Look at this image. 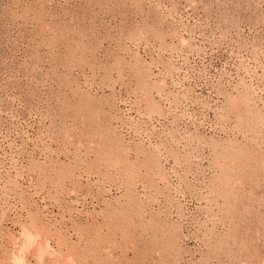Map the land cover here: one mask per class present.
I'll return each mask as SVG.
<instances>
[{"label": "rangeland", "instance_id": "rangeland-1", "mask_svg": "<svg viewBox=\"0 0 264 264\" xmlns=\"http://www.w3.org/2000/svg\"><path fill=\"white\" fill-rule=\"evenodd\" d=\"M261 122L264 0H0V264H264Z\"/></svg>", "mask_w": 264, "mask_h": 264}, {"label": "bare ground", "instance_id": "bare-ground-1", "mask_svg": "<svg viewBox=\"0 0 264 264\" xmlns=\"http://www.w3.org/2000/svg\"><path fill=\"white\" fill-rule=\"evenodd\" d=\"M136 68H137V67H136ZM135 70H136V69H135ZM139 70H140V69H139ZM139 70H138V72H140ZM141 71H144V70H141ZM138 72H137V73H138ZM137 73H136V74H137ZM144 73H145V72H143V73H141V74H144ZM145 74H146V73H145ZM137 75L139 76L140 74H137ZM140 76H141V75H140ZM147 76H148V75H147ZM144 77H145V76H144ZM144 77H143V78H144ZM137 78H138V77H137ZM140 78H141V77H139V80H140ZM141 80H143V79L141 78ZM144 80H145V79H144ZM146 80H147V79H146ZM147 81H148V80H147ZM147 81H145L144 83L146 84ZM139 82L141 83L142 81H139ZM139 82H138V83H139ZM148 82H149V81H148ZM142 83H143V82H142ZM149 83H150V82H149ZM141 85H142V84H141ZM144 87H145V85H144ZM146 88H147V87L144 88L145 91H148V90H146ZM148 88H149V87H148ZM149 90H150V89H149ZM80 99H82V98H80ZM82 100H83V99H82ZM248 101H249V100H248ZM80 102H81V101H80ZM249 102H250V101H249ZM82 103H83V101H82ZM246 104H247V103H245V106H246ZM154 105H155V104H154ZM151 106H152V105H151ZM254 106H255V104L253 105L252 103H248V105H247V114H245V115H246L245 118L247 119V121H248L249 118H251V116L253 117L252 114H255V113H253V112H254V111H253V110H254ZM156 107H159V106H156ZM156 107H154V109H155ZM151 109H152V108H151ZM158 109H159V108H158ZM156 110H157V109H156ZM159 110H160V109H159ZM156 112H157V111H156ZM161 112H162V111H161ZM256 112H257V111H256ZM159 114H160V113H159ZM256 117H258V116H256ZM256 117H255V118H256ZM241 118H242V117H241ZM259 118H260V117H259ZM246 119H245V122L247 123ZM243 120H244V119H243ZM249 120H250V119H249ZM255 120H257V119H255ZM239 121H240V120H239ZM258 121H259V120H258ZM261 121H262V120H261ZM240 122H241V121H240ZM255 123H256V122H255ZM261 123H262V124H261V126H262V125L264 124V122H261ZM248 124H249V123H248ZM248 124H247V125H248ZM252 124H253V122H252ZM259 124H260V123H259ZM249 125H250V124H249ZM257 125H258V124H257ZM257 125H256V126H257ZM253 126H254V124H253ZM258 126H259V125H258ZM261 126H260V127H261ZM250 127H251V125H250ZM261 128H262V127H261ZM261 128H259V130H260ZM252 129H253V128H252ZM252 129H251V130H252ZM255 129H256V128H255ZM262 130H263V129H261L260 132H262ZM255 132H257V131H255ZM258 133H259V132H258ZM258 133H257V134H258ZM254 134L257 135L256 133H254ZM254 134H253V135H254ZM259 134H260V133H259ZM262 134H264V133H262ZM253 135H252V139H253ZM255 135H254V137H255ZM260 135H261V134H260ZM262 136H263V135H262ZM262 136H261V138H259V139H262V138H263ZM249 137H251V136H249ZM246 139L248 140L249 138L247 137ZM252 139H251V141H252ZM254 139H255V138H254ZM254 139H253V140H254ZM257 140H258V139H257ZM255 141H256V140H255ZM255 141H254V142H255ZM248 142H249V140H248ZM256 142H257V141H256ZM102 143H103V146H104V142H102ZM102 143H101V144H102ZM249 143H250V142H249ZM252 143H253V142H252ZM247 144H248V143H247ZM249 145H250V144H249ZM252 145H253V144H252ZM258 145H260V144L258 143ZM100 146H101V145H100ZM229 146H230V144H229ZM256 146H257V145H256ZM256 146H255V144H254V147H255V148H256ZM122 147H123V145H122ZM226 147H228V146L223 147V149L226 148ZM252 147H253V146H252ZM254 147H253V148H254ZM258 147H259V146H258ZM101 148H102V147H101ZM124 148H125V147H124ZM255 148H254L253 150H255ZM98 149H99V147H98ZM112 149H114V148H112ZM120 149H121V147H120ZM234 149H236V148H234ZM243 149H244L245 151H244ZM259 149H260V147H259ZM125 150H127V149H125ZM232 150H233V149H232ZM237 150L240 151L241 148H240V149H237ZM242 150L244 151V153L246 152V150L248 151V153H247V157H248V154H249L250 151H249L248 149H245V148H242ZM253 150H251V151H253ZM98 151H99V150H98ZM112 151H113V150H112ZM118 151H119L118 153H120V150H119V149H118ZM122 151H123V150H122ZM233 151H234V150H233ZM235 151H236V150H235ZM235 151H234V152H235ZM239 151H238V153H237V151H236V154H238V156L240 155L241 162H242V160L244 161V159H242V157H241L243 154L241 155V154H240L241 151H240V152H239ZM243 151H242V152H243ZM256 151H258V150L256 149ZM114 152H115V151H114ZM123 152L126 153V151H123ZM123 152H122V153H123ZM221 152H223V150H222ZM228 152H229V151H228ZM228 152H227V153H228ZM234 152H233V153H234ZM122 153H120L121 156H122ZM229 153H230V152H229ZM231 153H232V151H231ZM231 153L228 154V155L226 154V155H227V156H226V160H227V157H228V156H229V158H232V156H234V155H232L233 153H232V154H231ZM101 154H102V153H101ZM114 154H115V153H114ZM127 154H128V152H127ZM127 154H126V155H127ZM222 154H223V153H222ZM236 154H235L234 157H237ZM251 154H252V153H251ZM231 155H232V156H231ZM244 155H245V154H244ZM115 156H116V155H115ZM118 156H120V155L118 154ZM220 156H221V155H220ZM156 157H157V156H156ZM234 157H233V158H234ZM253 157H255V156H253ZM117 158H119V157H117ZM229 158H228V159H229ZM245 158H246V157H245ZM115 159H116V157H115ZM121 159H122V158H121ZM121 159H119V160H121ZM124 159H125V156H124ZM235 159L238 160L237 162H238V164H239V161H240L239 158H235ZM235 159H234V160H235ZM254 159H256V157H255ZM111 160H112V159H111ZM116 160H117V159H116ZM229 160L231 161V160H233V159H229ZM229 160H227L226 162H228ZM234 160H233V162H234ZM236 160H235V161H236ZM246 160H247V159H245V161H246ZM106 161H107V160H106ZM113 161H114V160H113ZM117 161H118V160H117ZM123 161L125 162V160H123ZM127 161H128V157H127ZM252 161H253V160H252ZM94 162H95V161H94ZM94 162H93V163H94ZM107 162H108V161H107ZM129 162H130V161H129ZM241 162H240V164H239V168H240V167H243V165H241ZM256 162H257V161H256ZM108 163H110V161H109ZM111 163H112V161H111ZM115 163L117 164V162H115ZM127 163H128V162H127ZM229 163H230V162H229ZM248 163H249V162H248ZM250 163H251V162H250ZM250 163H249V165L252 166L251 164H253V163H255V162H252L251 164H250ZM95 164H96V163H95ZM124 164H125V163H124ZM225 164H226V163H225ZM238 164H235V165L238 166ZM117 165H118V164H117ZM120 165H121V163H120ZM126 165H127V164H126ZM130 165H131V164H130ZM226 165L229 166L228 163H227ZM226 165H223V166H226ZM232 165L234 166V164H232ZM245 165H247V163H246ZM253 165H254V164H253ZM91 166H92V164H91ZM107 166H109V165H107ZM113 166H114V165H113ZM123 166H124V165H123ZM255 166H256V164H255ZM257 166H258V165H257ZM59 167H60V166H59ZM89 167H90V166H89ZM89 167H88V168H89ZM93 167H94V166H93ZM117 167H119V166H117ZM117 167H116V168H117ZM247 167H249V166H247ZM253 167H254V166H253ZM91 168H92V167H91ZM108 168H109V167H107V169H108ZM124 168H125V167H124ZM127 168H129V166H128ZM127 168H125V171H127V170H126ZM230 168H231V164H230ZM230 168H229V169H230ZM239 168H238V170H239ZM245 168H246V167H245ZM250 168H251L250 170L253 172L254 169H252V167H250ZM256 168H257V167H256ZM64 169H65V168H64ZM111 169H112V164H111ZM121 169H123V168H121ZM221 169H222V168H221ZM224 169H225V168H224ZM226 169H227V168H226ZM231 169H232V168H231ZM234 169H235V167H234ZM242 169H243V168H242ZM246 169L248 170V168H246ZM128 170H129V169H128ZM236 170H237V168H236ZM244 170H245V169H244ZM250 170H248V171H250ZM120 171H121V170H120ZM227 171H228V169H227ZM239 171H240V170H239ZM245 171H246V170H245ZM248 171H247V172H248ZM109 172H110V171H109ZM223 172H224V170H223ZM240 172H242V170H241ZM247 172H246V173H247ZM60 173H61V172H60ZM125 173H126V172H125ZM127 173H128V172H127ZM129 173H130V172H129ZM131 173L133 174L132 171H131ZM229 173H230V172H229ZM253 173H255V171H254ZM132 174H131V175H132ZM224 174H225V173H224ZM227 174H228V173H226V175H227ZM75 175H76V174H75ZM131 175H130V178H132ZM228 175H229V174H228ZM243 175H244V172H243ZM73 176H74V175H73ZM74 178H75V177H74ZM60 179H61V178H60ZM127 179H129V175H128V178H127ZM128 181H129V180H128ZM130 185H131V183H130ZM226 186H228V185H226ZM124 188H125V187H124ZM130 188H131V187H130ZM225 188H226V187H225ZM225 188H224V189H225ZM232 188H233V186H232ZM127 190H128V189H127ZM127 190H126V192H127ZM230 190H231V189H230ZM230 190H229V191H230ZM131 191H132V190H131ZM224 191H225V190H224ZM128 192H129V190H128ZM232 192H233V191H231V193H232ZM129 193H130V192H129ZM227 194H228V191H227ZM131 198H132V197H131ZM133 200H134V199H133ZM134 201H136V200H134ZM129 204H130V203H129ZM129 204H128V205H129ZM136 204H139V203H136ZM126 205H127V204H126ZM128 205H127V207H128ZM133 205H134V204H132V205L130 204L129 206H130V207H133ZM122 206H123V205H122ZM122 206H121L120 208H117V209L119 210V209L123 208ZM127 207L125 208L126 210L129 208V207H128V208H127ZM134 207H135V206H134ZM135 208H136V207H135ZM137 208H138V207H137ZM137 208H136V209H137ZM125 209H124V210H125ZM132 209H133V208H132ZM129 210H130V209H129ZM129 210H128V211H129ZM137 210H138V209H137ZM115 211H117V210H114V212H115ZM132 211H133V210H132ZM132 211H130V212H132ZM140 211H141V210H139L138 212H139L140 214H142ZM111 212H112V211H111ZM111 212H110V213H111ZM117 212H118V211H117ZM119 212H120V211H119ZM122 212H124V211H121V214L116 213V214H117L116 216H117L118 219H119V215H120V216H124V214H123ZM126 212H127V211H126ZM126 212H125V213H126ZM134 212H135V211H134ZM136 212H137V211H136ZM138 212H137V213H138ZM114 215H115V214H114ZM126 215L129 216L130 213L128 214V212H127ZM110 216H111V215H110ZM140 216H141V215H140ZM108 217H109V216H108ZM111 217H113V216H111ZM124 218H125V217H124ZM127 218L129 219V217H127ZM127 218H125V219L127 220ZM109 219L112 220V219H116V218L113 217V218H109ZM118 219H117V220H118ZM119 220H120V219H119ZM126 220H124V222H125ZM115 221H116V220H115ZM121 221H122V220H121ZM127 221H129V220H127ZM127 221H126V222H127ZM110 222H111V221H109L108 223H110ZM117 222H120V221H117ZM124 222H123V225L126 224V223H124ZM113 224H114V223H113ZM39 232H40V231H39ZM41 232H44V230L41 229ZM95 236H96V234H95ZM96 237H97V236H96ZM98 238H99V237H98ZM156 239H157V240H160V239H158V238H156ZM154 240H155V239H154ZM155 242H156V240H155ZM156 243H158V242H156ZM105 255H106V254H105ZM105 255H104V257L101 258V259H106V258H107V255H106V256H105ZM94 256H95V257H96V256L101 257L100 254H95ZM94 259H95V258H94ZM98 259H99V258H98ZM107 260H108V259H107ZM107 260H106V261H107ZM3 264H4V263H3Z\"/></svg>", "mask_w": 264, "mask_h": 264}]
</instances>
